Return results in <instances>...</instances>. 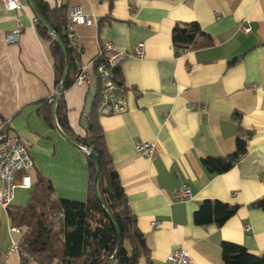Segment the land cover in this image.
<instances>
[{"label":"crops","instance_id":"crops-1","mask_svg":"<svg viewBox=\"0 0 264 264\" xmlns=\"http://www.w3.org/2000/svg\"><path fill=\"white\" fill-rule=\"evenodd\" d=\"M20 1L16 11L0 7V115L7 133L28 143L34 166L17 174L10 206H25L36 173L51 181L56 196L84 201L85 153L39 111L40 101L56 92L53 60L34 13ZM45 1L78 4L95 18L92 25L75 27L77 65L92 61L106 43L113 48L108 54L117 57L123 92L116 97L125 110L100 113L98 120L150 264H171L166 256L178 249L189 253L190 264H223L222 242L264 255V209L253 205L264 198V0ZM243 21L249 32L239 29ZM187 23H197L204 35L177 53L172 29ZM14 29L17 41L8 44L5 36ZM138 43L140 56L132 54ZM95 69L88 67V83L63 92L77 135L85 133L98 84ZM238 136L246 140L245 152L227 171H209L202 158L231 154ZM139 140L156 143L150 158L136 151ZM25 176L29 187L22 185ZM183 184L191 190L188 199L175 193ZM207 199L237 210L221 226L197 225L193 213ZM1 212L6 225L0 224V264H18L15 254L7 255L10 221Z\"/></svg>","mask_w":264,"mask_h":264},{"label":"trees","instance_id":"trees-1","mask_svg":"<svg viewBox=\"0 0 264 264\" xmlns=\"http://www.w3.org/2000/svg\"><path fill=\"white\" fill-rule=\"evenodd\" d=\"M33 2L43 20L56 32L65 46L68 64L65 90L73 84L78 60V52L66 36L70 6L62 1L53 5L45 0ZM36 28L38 33L49 41L55 74L54 87L57 91L66 60L58 43L40 21H37ZM200 35H204V32L197 23L176 24L172 29L171 38L177 53L196 46V38ZM109 52L102 50L100 55L95 56L93 65L96 68L99 62L105 63L109 68V78L122 88L120 92L116 91V94L121 95L123 83L118 62L109 64L108 58L111 57ZM97 78L98 84L87 115L84 135H77L72 131L67 119L63 93L56 103L55 116L59 127L68 137L80 146L92 150L96 155L101 166L97 190L105 207L94 190L95 163L86 154L84 155L88 169V187L84 201L56 196L51 181L36 173L27 204L9 206L7 216L10 225L21 228L19 244L37 264H106L115 253L118 241L108 211L115 218L119 229V247L113 264H140V260L144 258L147 264H150L145 237L137 226L136 216L128 205L126 194L104 142L98 117L106 87L105 80L99 75ZM54 96L55 92L42 99L39 107V111L51 126H55L52 117ZM245 150L246 140L238 136L234 152L225 156L204 157L202 163L209 171L222 173L230 169ZM253 205L264 209V198ZM236 210L237 205L207 199L194 211L193 221L197 225L213 223L221 226L235 214ZM221 257L223 264H264L263 254L251 253L244 246L230 242H222Z\"/></svg>","mask_w":264,"mask_h":264},{"label":"built area","instance_id":"built-area-1","mask_svg":"<svg viewBox=\"0 0 264 264\" xmlns=\"http://www.w3.org/2000/svg\"><path fill=\"white\" fill-rule=\"evenodd\" d=\"M83 1V0H81ZM0 7L16 11L23 7V4L20 0H0ZM33 23H37L38 19L36 16H32ZM18 25H19V21ZM95 22V18L91 15L86 14L80 5L74 4L70 5L68 13V23L66 26V36L67 39L73 43L77 41V35L75 32V27L77 25H92ZM239 29L244 32H249L250 27L248 21H243L239 25ZM19 34V29H14L13 31L7 33L5 36V41L8 44L15 43L17 41ZM102 50L113 51V48L110 43H106L104 47L98 52L97 55H100ZM183 52V51H182ZM181 53V52H180ZM125 53H118V57H122ZM133 55L140 56L143 54V43H138L134 50L132 51ZM95 57L92 61L88 63H80L77 65V73L73 80L75 86L85 85L90 80V75L88 72V67L94 64ZM109 64L113 65L118 62L116 55L108 58ZM96 72L101 76L105 82L104 86L106 90L104 92L103 101L100 107L101 114H111L118 113L125 110V102L122 99L116 97V91H121V87H118L114 82L109 78V68L103 62H99L96 66ZM253 87V86H252ZM188 109L193 108V104L188 102L186 104ZM7 120H5L0 115V210L7 213V209L10 206L12 201L13 192L17 185L16 175L18 172H28L33 166L34 162L29 153L28 143L24 141L17 135L8 134L6 131ZM135 149L140 154L150 158L156 149V143L153 141H144L139 140L135 144ZM22 185L29 187V177L25 176L22 179ZM176 195L180 196L182 199H188L191 197V190L188 185L183 184L181 187L176 189ZM152 227H158V221H151ZM249 225H245L247 230ZM8 232L10 234V244L8 247L7 255L15 254L18 259V264H23L27 262L29 264H37L32 256L21 248L19 240L15 239L12 235H20L22 230L18 226L9 225ZM166 261L171 264H190L191 257L189 253L183 249L175 250L171 253H168L166 256ZM2 264H7L3 262Z\"/></svg>","mask_w":264,"mask_h":264},{"label":"water","instance_id":"water-1","mask_svg":"<svg viewBox=\"0 0 264 264\" xmlns=\"http://www.w3.org/2000/svg\"><path fill=\"white\" fill-rule=\"evenodd\" d=\"M26 1H27L28 5H29L30 9L34 13V15L37 17L38 21H40V23L47 29V31L52 35V37L58 43L59 47L61 48V50L63 52V55L65 57V60H66L65 69H64L63 75L61 77L60 83L58 85L57 91L55 92V96H54V100H53V104H52V117H53V120H54V124H55L56 128L59 130V132L63 135V137H65L66 140H68L70 143H72L73 145L77 146L81 150H83L84 153L89 158H91L94 161L95 166H96V173H95V176H94V190H95V193L97 195V198L99 199V201L105 207L104 202H103V200H102V198L99 195L98 190H97V180H98V178L100 176V173H101V166H100V163H99L96 155L94 154V152L92 150L80 146L78 143H76L74 140H72L70 137H68L62 131V129L59 127V125L57 123V120H56V116H55L56 103H57L60 95L64 92V83H65V78H66V75H67V67H68V64H67V54H66L65 46H64L61 38L56 34V32L51 27H49L48 24L43 20V18L39 14L38 10L36 9V6H35L33 0H26ZM108 214H109V216H110V218H111V220H112V222H113V224L115 226V229H116V232H117V239H118L116 251L111 256V258L109 259V261L106 263V264H113L114 261H115V259H116L117 249L119 247V229H118V226L116 224V221H115V218L113 217V215L109 211H108Z\"/></svg>","mask_w":264,"mask_h":264},{"label":"rangeland","instance_id":"rangeland-1","mask_svg":"<svg viewBox=\"0 0 264 264\" xmlns=\"http://www.w3.org/2000/svg\"><path fill=\"white\" fill-rule=\"evenodd\" d=\"M28 202V201H27ZM27 204V203H26ZM25 204V205H26ZM0 224L2 225H4V227H5V218H4V215H3V213L1 212V210H0Z\"/></svg>","mask_w":264,"mask_h":264}]
</instances>
